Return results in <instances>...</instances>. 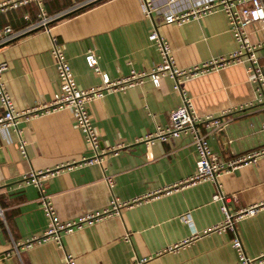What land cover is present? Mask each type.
<instances>
[{
  "label": "crops",
  "instance_id": "crops-1",
  "mask_svg": "<svg viewBox=\"0 0 264 264\" xmlns=\"http://www.w3.org/2000/svg\"><path fill=\"white\" fill-rule=\"evenodd\" d=\"M7 0H0L4 2ZM82 0H43L47 16H57ZM153 4L152 18L140 12V0H105L38 28L0 47V63L6 64L1 81L13 108L23 111L50 102L59 81L50 49H63L72 79L79 89L100 83L84 63L91 50L97 66L110 79L130 71L149 72L159 62L148 35L153 24L167 42L179 70L226 57L236 49L221 12H210L186 23L162 24L164 15L200 8L215 0H146ZM264 3V0H261ZM38 21L34 6L0 13V30H22ZM247 40L262 38L256 24L245 29ZM264 63V48L257 51ZM173 81L163 77L157 88L146 79L124 92L108 93L87 104L98 136L99 149L120 144L116 155L101 157L100 165H75L92 153L72 122L71 112L61 110L23 121L19 125L25 156L17 149V136L8 132L9 143L0 135V264H60L71 254L75 264H236L239 255L231 246L236 236L245 258L264 264V207L254 216L239 220L234 232H213L222 221L221 203L212 202L219 192L229 213L264 204V157L220 175L216 182L147 198L165 186L194 172L196 155L190 135L145 145L138 140L168 123V113L181 103ZM179 91L189 99L197 118L218 119V127L197 125L206 135L208 148L221 162L264 146V107L254 102L253 88L244 64H232L202 76L179 81ZM1 115V111H0ZM99 150V151H100ZM71 166V168H68ZM58 170L42 184L60 223L99 212L112 198L136 199L119 216L101 219L62 235L61 246L53 242L18 248L42 235L48 225L40 193L20 177L32 171ZM105 178L112 182L108 188ZM216 183V184H215ZM197 234L196 239L192 236ZM188 240L173 252L168 248ZM9 255V256H7Z\"/></svg>",
  "mask_w": 264,
  "mask_h": 264
},
{
  "label": "built area",
  "instance_id": "built-area-1",
  "mask_svg": "<svg viewBox=\"0 0 264 264\" xmlns=\"http://www.w3.org/2000/svg\"><path fill=\"white\" fill-rule=\"evenodd\" d=\"M105 0H82L72 6L69 10L57 16H47L42 7L43 0H7L0 3V13L16 10L17 8L28 5L34 6L37 12L38 21L22 30L12 31L5 27L0 30V47L14 41L30 31L38 28H47L57 18L63 15H71L77 11L84 10L88 7L95 6ZM176 0H165V5H171ZM140 12L146 18L151 19L152 13L156 10L153 4L146 0H140ZM210 12H221L227 23L228 31L232 40L236 44V49L228 56L214 59L201 64L193 65L187 69L179 70L175 67L174 61L170 56V49L167 42L158 34L156 25L148 35V41L152 43L158 53L159 62L155 64L149 72L130 71L126 76L110 79L106 74L101 72L97 66V60L91 50H87L84 54V63L92 73L99 78L100 83L97 86L87 89H79L76 87L68 62L63 54V49L53 43L50 49V55L54 60V69L59 81V88L51 97L50 102L33 108L16 111L8 93L5 91L1 81V74L6 69L5 63H0V135L5 143H9L8 132H12L17 136V149L22 157L25 156L24 142L20 138L19 125L21 122L42 116L48 112L69 110L72 116L74 127L81 133L84 144L92 153L90 158L82 159L75 165L91 166L100 165L101 157L106 154L116 155L122 147L120 144L107 148L99 149L98 136L92 125L91 119L87 112V104L103 98L108 93L124 92L132 89L148 80L154 88L158 87L159 80L166 77L173 81V89L178 91L181 96V103L175 109L168 113V123L163 128L156 127L151 133L145 134L138 141L145 145H151L154 142H166L168 138H176L181 134H188L192 138V144L196 155L194 164V172L189 177L184 178L174 184L165 186L159 191L146 195L147 198H154L161 194H169L173 191L184 189L197 185L202 182H216V179L230 171L241 166L254 164L259 158L264 157V146L243 154L232 161L221 162L213 153L210 152L207 144L206 135L200 133L197 125L207 127H218L220 125L218 119L209 116L199 119L194 114L189 99L179 91V81L183 79H191L207 74L211 71L227 67L232 64H244L249 81L253 88L254 102L264 107V63L259 62L257 51L264 48V3L261 0H215L206 3L200 8L190 9L177 14H167L162 18V24L180 26L186 23L190 18H198ZM256 24L262 33V38L255 43L247 40L245 29L248 26ZM260 129L264 131V122L261 123ZM100 150V151H99ZM71 168V166H68ZM59 169L52 171H32L23 174L20 182L25 185H31L40 193L39 204L41 210L48 219V225L40 237L31 238L20 244H13L12 251L17 254L18 248H30L32 245H39L45 242H53L58 248L61 246L62 235L69 234L74 230L80 229L83 225H90L104 218L119 216L120 211L128 209L134 204H138L136 199L129 201H120L112 198L107 208L86 214L76 221L60 223L54 214L52 205L43 193L42 184L45 180L53 177L58 173ZM108 188H111L112 182L109 178H105ZM216 184V183H215ZM212 196V202L221 203L219 210L223 216L222 221L213 227L212 231L222 233L226 231L234 232V225L241 219L254 216L264 207V204H257L249 208L240 209L235 213H229L225 207V198L219 192ZM1 215V213H0ZM197 238V234L192 239ZM188 243V240L180 242L168 248L166 251L173 252L179 247ZM231 246L238 252L239 261L236 264H252L250 260L244 257L241 244L236 236L231 241ZM9 256V255H7ZM144 259L132 262V264H143ZM60 264H75L71 254H64Z\"/></svg>",
  "mask_w": 264,
  "mask_h": 264
},
{
  "label": "water",
  "instance_id": "water-1",
  "mask_svg": "<svg viewBox=\"0 0 264 264\" xmlns=\"http://www.w3.org/2000/svg\"><path fill=\"white\" fill-rule=\"evenodd\" d=\"M66 16H68V15H63V16H61V17L57 18L55 21H59L60 19H62V18H64V17H66Z\"/></svg>",
  "mask_w": 264,
  "mask_h": 264
}]
</instances>
